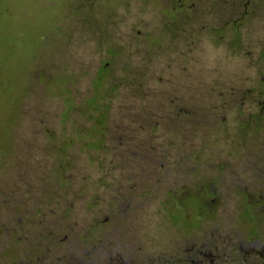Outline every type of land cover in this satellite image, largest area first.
<instances>
[{
  "label": "rangeland",
  "instance_id": "obj_1",
  "mask_svg": "<svg viewBox=\"0 0 264 264\" xmlns=\"http://www.w3.org/2000/svg\"><path fill=\"white\" fill-rule=\"evenodd\" d=\"M262 89L264 0H0L3 228L19 214L101 218L110 184H157L175 157L134 149L166 143L177 119L182 159L187 141L201 159L232 148L236 108ZM130 191L149 198L130 207L142 229L160 193Z\"/></svg>",
  "mask_w": 264,
  "mask_h": 264
},
{
  "label": "flooded vegetation",
  "instance_id": "obj_2",
  "mask_svg": "<svg viewBox=\"0 0 264 264\" xmlns=\"http://www.w3.org/2000/svg\"><path fill=\"white\" fill-rule=\"evenodd\" d=\"M259 93L255 109L243 114L236 108L230 149L208 151L201 159L187 141L182 159L177 118L166 143L134 149L175 160L166 161L167 166L161 161L157 184H110L111 212L101 218L76 214L80 218L67 222L51 218L53 213L19 214L12 228L4 229L0 184V264H264V89ZM243 143L251 148L236 147ZM201 166L202 178L197 176ZM168 174L172 180L165 182ZM57 185L64 195L71 188ZM132 189L160 193L156 212L142 220V229L133 228L136 215L130 207L149 198L136 199ZM66 197L60 200L69 205L81 200Z\"/></svg>",
  "mask_w": 264,
  "mask_h": 264
},
{
  "label": "trees",
  "instance_id": "obj_3",
  "mask_svg": "<svg viewBox=\"0 0 264 264\" xmlns=\"http://www.w3.org/2000/svg\"><path fill=\"white\" fill-rule=\"evenodd\" d=\"M104 69V67L100 68L97 73L94 75L93 79H92V84L94 87H100V84L101 82L105 79V76H107L105 73H102V70ZM91 98L88 100L89 101V104L91 105L92 107V102H91ZM102 113L100 110H98V115H97V118H102Z\"/></svg>",
  "mask_w": 264,
  "mask_h": 264
}]
</instances>
